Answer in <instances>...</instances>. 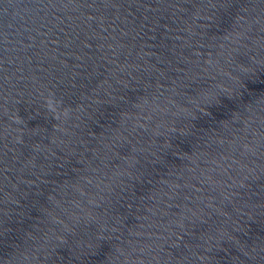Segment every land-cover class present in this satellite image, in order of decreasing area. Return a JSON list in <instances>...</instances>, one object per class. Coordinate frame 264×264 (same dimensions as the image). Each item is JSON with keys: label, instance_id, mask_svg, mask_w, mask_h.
<instances>
[{"label": "water", "instance_id": "obj_1", "mask_svg": "<svg viewBox=\"0 0 264 264\" xmlns=\"http://www.w3.org/2000/svg\"><path fill=\"white\" fill-rule=\"evenodd\" d=\"M0 264H264V0H0Z\"/></svg>", "mask_w": 264, "mask_h": 264}]
</instances>
